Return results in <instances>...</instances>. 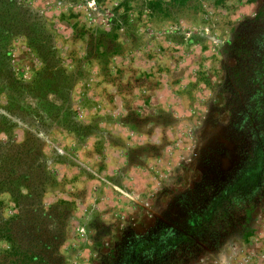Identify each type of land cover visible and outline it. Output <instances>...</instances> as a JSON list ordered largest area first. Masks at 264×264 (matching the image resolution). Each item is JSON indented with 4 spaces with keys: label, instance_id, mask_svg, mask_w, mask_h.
I'll return each mask as SVG.
<instances>
[{
    "label": "rangeland",
    "instance_id": "obj_1",
    "mask_svg": "<svg viewBox=\"0 0 264 264\" xmlns=\"http://www.w3.org/2000/svg\"><path fill=\"white\" fill-rule=\"evenodd\" d=\"M22 2L53 48L22 34L7 43L15 78L30 86L0 94V142L41 140L43 206L69 211L64 264H109L129 250L123 264H149L134 253L152 230L163 244L191 241L175 264H264V172L239 156L264 138V115L239 140L230 46L250 35L261 2ZM218 187L228 202L205 222L200 207ZM0 201L14 217L10 196Z\"/></svg>",
    "mask_w": 264,
    "mask_h": 264
},
{
    "label": "trees",
    "instance_id": "obj_2",
    "mask_svg": "<svg viewBox=\"0 0 264 264\" xmlns=\"http://www.w3.org/2000/svg\"><path fill=\"white\" fill-rule=\"evenodd\" d=\"M251 1L261 2L256 18L247 22V29L252 32L247 38L235 37L230 46L238 91L255 92L253 109L264 115V0ZM19 34L26 36L29 45L37 51L42 47L49 53L53 48L49 42L39 43L46 32L37 13L22 0H0V94L20 93L17 88L30 86L15 78L6 49L11 38ZM7 125V118L0 113V132ZM47 163L43 144L37 137L26 135L20 143L0 142V195L8 194L16 206L14 217L8 218L0 201V264H64L59 248L65 239L69 211L65 201H58L47 209L43 206L45 187L50 180ZM154 232L151 234L155 238H147L149 243H143L134 253L145 252L149 264H175L185 257H181L185 252L182 245L191 250L188 239L180 240L182 245L174 238L163 244ZM130 252L127 251L129 256ZM127 254L112 258L109 264L125 263Z\"/></svg>",
    "mask_w": 264,
    "mask_h": 264
},
{
    "label": "flooded vegetation",
    "instance_id": "obj_3",
    "mask_svg": "<svg viewBox=\"0 0 264 264\" xmlns=\"http://www.w3.org/2000/svg\"><path fill=\"white\" fill-rule=\"evenodd\" d=\"M236 98L238 99L237 108L235 112V118L237 119V123H233V125H236L237 128L236 127L235 128L239 129L240 131L239 140L243 141L244 131H243L242 125L247 126L246 122H248L249 124L250 120L251 122H253L255 119L258 120L259 118L258 111H254L253 109L255 105L254 99L257 97L255 96V92L246 90L244 93L239 92ZM239 104H241L240 105L241 109L239 108ZM233 122H235V120ZM260 135L261 137H263V133L260 134L259 132V136H257L256 141L246 150L245 148L247 144L242 145L240 148V152H239L241 163L243 164L245 162L251 163L252 165H254L253 169L255 171H258L259 174L264 172V138H261ZM262 164H263V167H262ZM222 184L226 185L225 182H223ZM225 187H222V188L218 187L219 189L218 188L216 189L213 197L210 198V204L208 206L201 205L200 210L203 211L202 215L205 217V220H204L205 222L209 219V217H212L214 214L215 215L218 214V211L222 210L223 206L218 207L219 204L228 202V198H227L228 195H226L227 192H226ZM194 213L199 217L201 215L199 213L197 214V211ZM192 217L194 218V214H192L191 218ZM188 220L189 219L187 218L186 221L188 222Z\"/></svg>",
    "mask_w": 264,
    "mask_h": 264
}]
</instances>
